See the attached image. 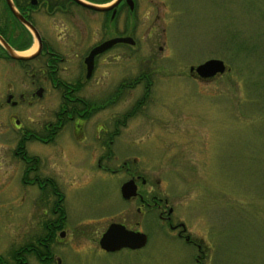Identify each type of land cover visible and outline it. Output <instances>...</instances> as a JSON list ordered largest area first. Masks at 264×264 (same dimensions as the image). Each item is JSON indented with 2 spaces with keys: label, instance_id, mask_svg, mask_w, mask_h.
<instances>
[{
  "label": "rangeland",
  "instance_id": "1",
  "mask_svg": "<svg viewBox=\"0 0 264 264\" xmlns=\"http://www.w3.org/2000/svg\"><path fill=\"white\" fill-rule=\"evenodd\" d=\"M71 11L82 29L87 26L89 39L76 44L85 38V32L77 33L71 45L74 29L68 28L52 40L65 57L67 78L80 74L76 67L91 43L135 27L136 43L107 50L93 78L83 81L80 94L91 98L125 82L119 100L87 120V132L132 108L143 90L133 78L145 67L154 80L151 98L125 121L112 146L119 155L102 160L101 167L116 169L122 148L126 157L139 143L145 146L135 163L148 180L145 186H156L168 198L174 219L184 221L201 246L171 233L153 211L139 213L136 199H124L120 184L127 174L96 166L101 152L96 141L80 146L61 136L58 162L52 152L43 153L45 168L59 172L67 197L65 232L55 245L60 264H264V0H135L132 13L125 8L106 27L103 14L80 15L75 6ZM208 58L222 59L225 70L209 80L192 78L190 66ZM11 142L6 138L2 154H9ZM10 205L15 220L17 203ZM112 220L146 231V245L101 249L99 235ZM11 230L17 244L33 227L16 222ZM0 232L4 258L10 241L3 226Z\"/></svg>",
  "mask_w": 264,
  "mask_h": 264
},
{
  "label": "flooded vegetation",
  "instance_id": "2",
  "mask_svg": "<svg viewBox=\"0 0 264 264\" xmlns=\"http://www.w3.org/2000/svg\"><path fill=\"white\" fill-rule=\"evenodd\" d=\"M87 1L107 4L112 0ZM130 2L120 0L110 9L98 10L76 0H0L2 39H0V228L1 226L5 228L10 241L5 257L0 256V264H29L30 259L35 264H60V256L56 257L55 254V245L65 232L62 228L68 217V206L65 205L67 197L60 185L59 172L45 168L46 155L43 153L47 150L52 152V159L58 158L61 153V136L73 140L80 146H86L85 142L92 146L93 141H96L101 148L96 157V166L109 172L122 170L127 174L126 180H134L136 195L128 199L137 200L136 210L139 213L153 211L171 233L183 238L190 245L197 248L201 246L188 232L184 221L174 219L173 207L168 204V198L158 195L156 186L152 184L145 186L148 180L135 164L144 156L145 146L139 143L135 153L126 157L122 148L121 161L116 169L108 165H105V168L101 167L102 160L107 162L109 158L117 157L112 146L119 137L125 121L139 111L141 103L151 98L154 84L152 71L145 67L133 78V83L143 85V90L135 98L132 108L112 114L110 124L101 121L95 124L92 131L87 132L84 129L85 123L94 113L119 100L125 82L120 80L115 88L106 92L104 96L91 98L80 94L83 81L93 78L94 72L98 69L97 61L107 50L118 43L121 45L136 43L133 34L135 27L131 29L132 31L119 32L91 43L80 65L76 67L80 74L74 72L69 78L63 73L65 66L62 63L65 57L54 47L52 41L63 36L70 28L74 29L70 37L71 45L77 33L85 32V38L75 40L76 44L88 42L89 30L87 26L82 29L81 24H78V19L71 11L72 6L77 8L80 15H87L93 11L103 14L104 20L101 24L106 27L108 22L113 23L125 8L129 13L133 12L135 0ZM59 16L67 19L59 22ZM70 17L73 21L68 27ZM126 35L131 36L134 42H115L95 53L88 74L84 59L90 50L106 39ZM5 44L11 48V52ZM162 48L163 46L159 45V49ZM13 52L19 53L22 57L13 55ZM191 73L190 76L196 80H209L219 74L216 72L212 76H202L194 70ZM51 105L52 112L48 115V107ZM6 138L12 140L8 155L2 154ZM43 144L54 146L47 149L42 147ZM55 161L58 162V159ZM9 199L11 200L8 203ZM14 200L17 203L15 220L11 218L13 214H10L12 212L10 204ZM113 221L121 222L116 220L110 222ZM16 222L23 226L30 225L33 230L20 242L13 244L11 229Z\"/></svg>",
  "mask_w": 264,
  "mask_h": 264
},
{
  "label": "water",
  "instance_id": "3",
  "mask_svg": "<svg viewBox=\"0 0 264 264\" xmlns=\"http://www.w3.org/2000/svg\"><path fill=\"white\" fill-rule=\"evenodd\" d=\"M90 8L98 10H106L115 6L120 0H112L107 4H99L90 2L87 0H76ZM130 2L131 0H127ZM131 3V2H130ZM1 39V38H0ZM2 40V39H1ZM115 42H127L133 43L134 40L131 36H114L109 39L104 40L100 44L94 46L89 54L85 57V62L87 64L88 74L92 68L93 56L95 53L104 50L105 48L111 46ZM6 47L12 51L11 48L5 44ZM17 54V55H16ZM15 56H21L19 53L13 52ZM195 69V71L202 76H212L216 72H222L225 70V63L219 58H209L205 61L197 64L196 66H190V70ZM121 194L124 198L128 199L136 195V184L133 179H128L121 184L120 187ZM147 242V234L144 231L133 229L127 227L122 222H110L107 227L102 231L98 243L100 247L108 252L117 251L121 248L127 247L130 249H137L144 246Z\"/></svg>",
  "mask_w": 264,
  "mask_h": 264
},
{
  "label": "trees",
  "instance_id": "4",
  "mask_svg": "<svg viewBox=\"0 0 264 264\" xmlns=\"http://www.w3.org/2000/svg\"><path fill=\"white\" fill-rule=\"evenodd\" d=\"M101 1H102V0H101ZM61 214H62V216H63L64 213L62 212Z\"/></svg>",
  "mask_w": 264,
  "mask_h": 264
},
{
  "label": "bare ground",
  "instance_id": "5",
  "mask_svg": "<svg viewBox=\"0 0 264 264\" xmlns=\"http://www.w3.org/2000/svg\"><path fill=\"white\" fill-rule=\"evenodd\" d=\"M22 54V53H21Z\"/></svg>",
  "mask_w": 264,
  "mask_h": 264
}]
</instances>
